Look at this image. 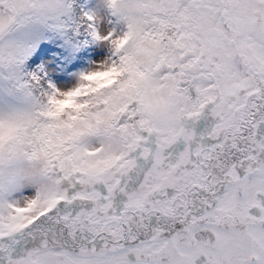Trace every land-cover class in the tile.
Listing matches in <instances>:
<instances>
[{"label":"snow or ice","instance_id":"obj_1","mask_svg":"<svg viewBox=\"0 0 264 264\" xmlns=\"http://www.w3.org/2000/svg\"><path fill=\"white\" fill-rule=\"evenodd\" d=\"M0 264H264V0H0Z\"/></svg>","mask_w":264,"mask_h":264}]
</instances>
